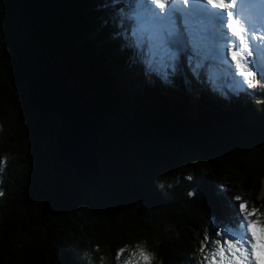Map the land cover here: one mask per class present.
<instances>
[{
    "label": "trees",
    "instance_id": "16d2710c",
    "mask_svg": "<svg viewBox=\"0 0 264 264\" xmlns=\"http://www.w3.org/2000/svg\"><path fill=\"white\" fill-rule=\"evenodd\" d=\"M106 2L0 0V264H121L144 243L151 264H202L231 197L264 220V86L238 92L210 62L149 78ZM46 66L112 111L97 175L59 160V118L31 103Z\"/></svg>",
    "mask_w": 264,
    "mask_h": 264
},
{
    "label": "snow or ice",
    "instance_id": "6c2138e0",
    "mask_svg": "<svg viewBox=\"0 0 264 264\" xmlns=\"http://www.w3.org/2000/svg\"><path fill=\"white\" fill-rule=\"evenodd\" d=\"M103 7L113 10L115 35L132 50L133 62L145 65L149 78L155 74L170 83L187 58L197 76L208 60L226 66L223 72L238 92L264 86V0H107ZM230 199L235 203L229 221L211 234L206 230L200 242L201 253L210 249L202 264H264V221L250 218L257 208L248 210L241 196ZM127 249L118 250V261ZM152 259L137 244L123 264Z\"/></svg>",
    "mask_w": 264,
    "mask_h": 264
},
{
    "label": "water",
    "instance_id": "95a60500",
    "mask_svg": "<svg viewBox=\"0 0 264 264\" xmlns=\"http://www.w3.org/2000/svg\"><path fill=\"white\" fill-rule=\"evenodd\" d=\"M34 109L59 118L56 148L59 160L77 174L97 175L103 163L100 137L112 114L94 95L72 86L63 71L46 66L28 85Z\"/></svg>",
    "mask_w": 264,
    "mask_h": 264
},
{
    "label": "rangeland",
    "instance_id": "374dc122",
    "mask_svg": "<svg viewBox=\"0 0 264 264\" xmlns=\"http://www.w3.org/2000/svg\"><path fill=\"white\" fill-rule=\"evenodd\" d=\"M110 19V21L112 22V17H110L109 18ZM109 21V20H108ZM184 62H182V64H181V66H180V71H184L185 72V67H184V64L187 62V58H185L184 60H183ZM210 62H211V65H212V67H213V70H215V72L217 71L218 73H222L223 72V68L225 67V66H222V65H220L219 64V62H216V61H213V60H209ZM224 73V72H223ZM185 75H186V73H184ZM193 79V78H192ZM190 80V79H189ZM190 84H188V89H190L191 87H194L195 85V87H198L199 85L198 84H200V83H196L195 81H191L190 80ZM193 82H195L194 84H193ZM243 201H245V200H242L241 202H243ZM234 202V201H233ZM246 202H247V200H246ZM235 203V202H234ZM247 206H249L248 205V203H247ZM248 208V210H250V208L249 207H247ZM251 219H253V220H256V219H260L261 220V217H259V215L257 214V213H255V214H253V216L252 217H250ZM262 221V220H261ZM264 221V220H263ZM216 228H218V227H216ZM215 228V229H216ZM211 234V233H210ZM210 251V249L209 248H206L205 250H204V253H202V257H203V255L204 254H206V253H208ZM129 251H127V253H126V258H128L129 257ZM256 256L259 258V256H260V252L259 251H257L256 252ZM125 258V259H126ZM210 259H211V257H209V261H210ZM124 261V260H123ZM123 261L122 262H119V263H121V264H123Z\"/></svg>",
    "mask_w": 264,
    "mask_h": 264
},
{
    "label": "clouds",
    "instance_id": "9594fccd",
    "mask_svg": "<svg viewBox=\"0 0 264 264\" xmlns=\"http://www.w3.org/2000/svg\"><path fill=\"white\" fill-rule=\"evenodd\" d=\"M0 130H2V127H0ZM0 159H2V160H7L8 159V157H3V158H0ZM0 171H2V169H0ZM3 193L2 192H0V195H2ZM142 247H144L145 248V250H146V243H144V244H140ZM152 255H153V259H155V255H154V253H152ZM102 264H103V258H102Z\"/></svg>",
    "mask_w": 264,
    "mask_h": 264
}]
</instances>
